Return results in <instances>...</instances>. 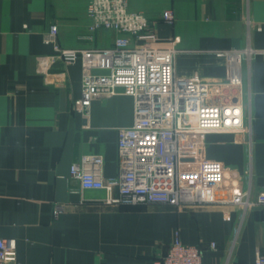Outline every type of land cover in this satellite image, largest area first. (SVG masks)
Returning a JSON list of instances; mask_svg holds the SVG:
<instances>
[{"label":"crops","instance_id":"1","mask_svg":"<svg viewBox=\"0 0 264 264\" xmlns=\"http://www.w3.org/2000/svg\"><path fill=\"white\" fill-rule=\"evenodd\" d=\"M87 2L0 0V237L14 243L6 264H152L176 235L202 250V264H254L264 255V205L243 215L230 203L109 204L105 190L69 179L70 164L86 153L103 156L104 177L117 176L118 130L134 119V98L121 88L94 98L84 115L80 61L66 64L44 42L56 24L60 48L112 46L119 34L90 31ZM166 9L172 24L161 19ZM127 10L172 40L178 77L221 82L226 58L215 52L264 49V0H127ZM242 91L246 127L201 131L179 165L219 161L255 196L264 191V56L242 59ZM54 203L66 206L57 219Z\"/></svg>","mask_w":264,"mask_h":264},{"label":"built area","instance_id":"2","mask_svg":"<svg viewBox=\"0 0 264 264\" xmlns=\"http://www.w3.org/2000/svg\"><path fill=\"white\" fill-rule=\"evenodd\" d=\"M87 14L90 31L105 28L119 34L112 46L60 48L56 24L45 34L44 42L53 43L66 64L80 61L84 115L94 98L112 96L121 88L134 98V119L131 126L118 130L117 176L104 177L103 156L86 153L70 164L69 179L81 189L105 190L109 204L230 203L240 206L243 215L264 205V191L253 196L250 188L242 190L235 181L237 171L219 161H202L195 169L179 165L184 145L197 142L201 131L243 128L249 123L251 116L243 103L242 59L251 62L264 56V49L250 46L239 52H215L226 58L221 82L197 73L178 77L172 40L160 38L144 13L128 11L127 0H88ZM161 19L172 24L173 10H164ZM114 189L118 196L113 195ZM65 207L54 203L52 218L57 219ZM13 245V240L0 237V264L11 260ZM210 248H216L214 242ZM152 264H202V250L184 244L176 235L164 253L154 256ZM254 264H264V255L257 254Z\"/></svg>","mask_w":264,"mask_h":264}]
</instances>
